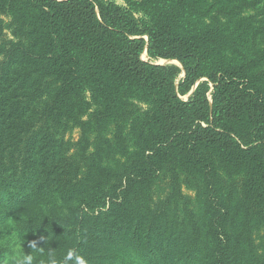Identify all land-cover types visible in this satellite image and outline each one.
I'll use <instances>...</instances> for the list:
<instances>
[{
    "label": "trees",
    "instance_id": "1",
    "mask_svg": "<svg viewBox=\"0 0 264 264\" xmlns=\"http://www.w3.org/2000/svg\"><path fill=\"white\" fill-rule=\"evenodd\" d=\"M123 1L0 0V227L88 264H264V0Z\"/></svg>",
    "mask_w": 264,
    "mask_h": 264
},
{
    "label": "clouds",
    "instance_id": "2",
    "mask_svg": "<svg viewBox=\"0 0 264 264\" xmlns=\"http://www.w3.org/2000/svg\"><path fill=\"white\" fill-rule=\"evenodd\" d=\"M13 235L15 239L9 246L10 252L4 264H88L87 259L74 248L67 249L62 256H57L55 250L42 246L45 243L42 235L26 243L23 236L15 233ZM25 244L31 250L30 254H26Z\"/></svg>",
    "mask_w": 264,
    "mask_h": 264
},
{
    "label": "rangeland",
    "instance_id": "3",
    "mask_svg": "<svg viewBox=\"0 0 264 264\" xmlns=\"http://www.w3.org/2000/svg\"><path fill=\"white\" fill-rule=\"evenodd\" d=\"M109 2H114L122 7H125L126 4L124 3L123 0H106ZM248 16V14L246 15V17ZM138 18H142L141 15H137ZM9 23V20H7V24ZM7 37L10 39L11 38V34L8 31L7 32ZM144 60H147L146 54L143 55L142 57ZM158 64H163V65H167V64H176L173 61H160L158 62ZM178 65V64H176ZM183 77V76H182ZM73 139L77 140L79 137V131H75L74 134L72 135ZM154 193H155V198L156 200H159L161 198H164L167 194H168V189L166 187L165 183H157L155 188H154ZM186 194L192 195V193H190L189 191H185ZM15 232L12 229H7L4 227H0V244H2L5 248H7L10 251V245L13 243L15 237L14 234ZM16 234V233H15ZM17 235V234H16ZM263 237L264 234L263 233H256L255 234V239L256 242L258 244V246L260 248L264 247V242H263ZM25 252L26 254H30V249L27 248V246L25 245Z\"/></svg>",
    "mask_w": 264,
    "mask_h": 264
},
{
    "label": "bare ground",
    "instance_id": "4",
    "mask_svg": "<svg viewBox=\"0 0 264 264\" xmlns=\"http://www.w3.org/2000/svg\"><path fill=\"white\" fill-rule=\"evenodd\" d=\"M176 64L180 65L178 62H175Z\"/></svg>",
    "mask_w": 264,
    "mask_h": 264
},
{
    "label": "water",
    "instance_id": "5",
    "mask_svg": "<svg viewBox=\"0 0 264 264\" xmlns=\"http://www.w3.org/2000/svg\"><path fill=\"white\" fill-rule=\"evenodd\" d=\"M160 65H163V64H160Z\"/></svg>",
    "mask_w": 264,
    "mask_h": 264
}]
</instances>
